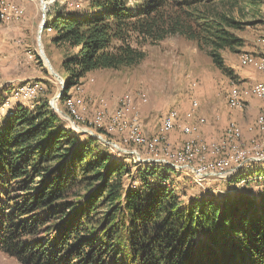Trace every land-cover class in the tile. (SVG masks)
<instances>
[{
  "label": "trees",
  "instance_id": "obj_1",
  "mask_svg": "<svg viewBox=\"0 0 264 264\" xmlns=\"http://www.w3.org/2000/svg\"><path fill=\"white\" fill-rule=\"evenodd\" d=\"M260 5L85 0L69 9L53 0L41 34H51L43 44L51 61V46L62 52L65 90L58 103L87 73L136 65L145 57L142 44L174 35L194 41L225 72L221 52L243 46L234 31L260 16ZM33 56L42 66L37 51ZM47 97L36 96L32 109L18 101L0 118V252L21 264H264V178L257 197L185 201L172 185L173 168L133 162L75 131ZM130 166L138 187L125 184ZM240 178L249 179L232 180Z\"/></svg>",
  "mask_w": 264,
  "mask_h": 264
},
{
  "label": "rangeland",
  "instance_id": "obj_2",
  "mask_svg": "<svg viewBox=\"0 0 264 264\" xmlns=\"http://www.w3.org/2000/svg\"><path fill=\"white\" fill-rule=\"evenodd\" d=\"M59 1L71 9L75 4L83 5L85 0ZM20 6L24 10L18 12ZM260 9V16L247 18V24L234 31L242 38L243 46L234 51L225 49L221 52L225 72L217 68L194 41L181 35L145 43L140 46L145 57L138 64L120 69L93 70L67 91L69 99L76 98L78 101L77 108L74 105L75 114L68 109L67 97L63 103H58L59 99L55 101L71 120L52 108L50 102L61 89L60 84L47 66L43 62L42 66L39 65L33 56L34 51L38 54L37 30L42 15L40 0H3L0 7V118L16 102L32 109V100L47 94L51 109L63 117L71 128L76 121L82 128L92 130L120 148L136 151L141 156L136 160L132 153H127L133 162L139 160L173 168L177 177L173 178L172 185L186 193V196L181 195L185 201L192 196L211 194L223 197L247 193L257 197L263 189L264 178V123L258 119L264 113V100L256 95L253 84L264 81V70L248 61L256 57L264 61V0H261ZM235 16H239L237 11ZM50 35L41 34L44 52ZM50 48V63L61 76L59 56L62 52L52 46ZM33 83L38 87L35 97H15L20 86ZM234 87L240 91V107L228 104V94ZM126 93L132 96L134 107L124 112L127 122L125 129L120 130L112 116ZM193 100L197 101V107ZM102 106L104 114L102 119L97 120L96 113ZM187 110L193 112L191 118H186ZM169 112L174 115V128L162 133L160 123ZM236 114H240V121L234 118ZM231 123L235 124V128H231ZM98 126H105L106 132L97 131ZM187 126H191V132L185 131ZM133 129L138 131L141 138L137 142L140 143L134 142ZM108 130L111 132L107 133ZM101 143L107 144L105 141ZM107 145L113 148L111 144ZM249 158L254 160H247ZM156 159L170 164L154 161ZM242 160L246 163L238 166ZM130 167L132 172L130 176H124L125 184L138 187V178L132 174L136 167ZM193 170L230 173L205 177ZM238 175L249 179L233 181ZM0 264L21 263L0 252Z\"/></svg>",
  "mask_w": 264,
  "mask_h": 264
},
{
  "label": "bare ground",
  "instance_id": "obj_3",
  "mask_svg": "<svg viewBox=\"0 0 264 264\" xmlns=\"http://www.w3.org/2000/svg\"><path fill=\"white\" fill-rule=\"evenodd\" d=\"M2 20V15H0V21ZM1 25V24H0ZM245 59H248V56H245ZM251 61H248L250 62L251 64L253 63L254 67H259L261 68L262 70H264V61L261 60L259 57H256V58H253V59H250ZM246 61V62H247ZM37 84L33 85L32 84H25L24 86H20V88H18L17 90L14 89V91L16 90V93H15V97H20V98H30V97H35L36 96V93H37ZM253 90L254 92L256 93V95L258 97H260L261 99L264 100V81H257L253 84ZM123 96V95H122ZM13 97V96H12ZM9 98V97H8ZM73 98V97H72ZM228 104L230 107H240L241 106V95H240V91H239V88L238 87H234L233 89L230 90L229 94H228ZM10 99V98H9ZM12 99V98H11ZM31 99V98H30ZM74 99V98H73ZM69 98H67L66 100V104H68V109L71 111V113L73 112L75 114V111H74V104L72 102H69L68 101ZM102 101V99L100 100ZM132 96L130 94H125L124 97H122L121 101H120V104L117 106V109L115 111V113L113 114L112 118L113 120L116 122V126L122 130V129H125V126H126V122H127V119L126 117L124 116V112H127L129 110V108L133 109L134 105L132 103ZM196 107H197V101L193 100L192 102ZM103 104V103H102ZM29 107V106H28ZM104 114V108L103 106L97 111L96 113V118L97 120H100L102 119V116ZM77 115V114H76ZM75 115V116H76ZM186 118H191L193 116V112L191 110H187L186 111ZM71 119V117H70ZM259 121L261 123H264V113L263 115L260 116V118H258ZM72 120V119H71ZM96 120V121H97ZM69 121V120H68ZM69 123L71 124V122L69 121ZM76 123V121H75ZM74 123V124H75ZM74 124H71L74 128ZM174 124H175V119H174V115H173V112H169L167 114H165L163 116V120H162V123H160V132L162 133H167L168 131L172 130L174 127ZM115 125V124H114ZM111 128V127H110ZM231 128H235V124L231 123ZM113 129V128H112ZM191 126H187L185 128V131L186 132H191ZM112 131L116 132L115 129H113ZM231 131V130H230ZM107 132H111V130H108ZM131 134L133 136V138L136 140L134 142L136 143H140V142H137V141H140V135L138 133V131L136 129H133L131 130ZM101 140V139H100ZM117 145V144H116ZM115 148V147H114ZM122 149H125V148H122ZM128 150V149H126ZM121 152H124V153H129V152H126V151H122L120 150ZM136 152V151H135ZM134 156H135V160L137 158H141V156L136 152L135 153H132ZM139 161V160H138ZM154 161H163L165 162L166 164H170L169 162L161 159H156ZM173 166H176V167H180L178 165H175V164H172ZM220 173H223L224 175L230 173V172H220Z\"/></svg>",
  "mask_w": 264,
  "mask_h": 264
},
{
  "label": "water",
  "instance_id": "obj_4",
  "mask_svg": "<svg viewBox=\"0 0 264 264\" xmlns=\"http://www.w3.org/2000/svg\"><path fill=\"white\" fill-rule=\"evenodd\" d=\"M41 2V11H42V15H41V21L39 23L38 26V30H37V47H38V57L42 60L43 64L47 66V70L54 76L57 78L61 89L58 91V93L51 99V106L54 110H56L59 114H61L63 117L70 119V116L65 113L62 109H60L56 104L55 101L58 99H62V94L64 93L65 90V85H64V81L62 79L61 76H59V74L53 69L49 58L46 56L43 47L41 45L40 42V38H41V32L43 30V28L45 27V16H46V8H47V1L46 0H40ZM74 128L78 129L79 131H88L93 137H97L98 139H101L102 141H105L107 144H111L113 147H115L118 150H122V151H126L129 153H135L136 152L134 150H126V149H122L120 148L118 145H116L114 142L108 141L106 139H104L101 135L93 132L92 130H87L82 128L81 126H79L78 124H74Z\"/></svg>",
  "mask_w": 264,
  "mask_h": 264
},
{
  "label": "built area",
  "instance_id": "obj_5",
  "mask_svg": "<svg viewBox=\"0 0 264 264\" xmlns=\"http://www.w3.org/2000/svg\"><path fill=\"white\" fill-rule=\"evenodd\" d=\"M22 10H24V9L20 6V10H19L18 12H20V11H22ZM68 101H69V102H72V103L75 105V108H77V103H76V101H74V100H72V99H69ZM247 160H254V158H249V159H247ZM242 163H246V160H242L241 163H240L238 166H240ZM193 171H197V172H199V173H201V174H204L205 177H207V176L221 175V174H222V173H212V171H210V170H193Z\"/></svg>",
  "mask_w": 264,
  "mask_h": 264
},
{
  "label": "crops",
  "instance_id": "obj_6",
  "mask_svg": "<svg viewBox=\"0 0 264 264\" xmlns=\"http://www.w3.org/2000/svg\"><path fill=\"white\" fill-rule=\"evenodd\" d=\"M1 46H2V44H1ZM245 78H248V77H245ZM245 78H243V79H245ZM261 78V77H260ZM91 85H88V88H91L90 87ZM74 100L76 101V103L78 102L77 101V99L76 98H74ZM235 116V117H234ZM233 117L237 120H239V119H241V116H240V114H236V115H234ZM240 121V120H239ZM246 133H248V132H246ZM264 165V164H263Z\"/></svg>",
  "mask_w": 264,
  "mask_h": 264
}]
</instances>
